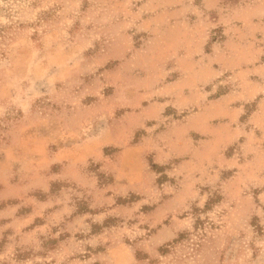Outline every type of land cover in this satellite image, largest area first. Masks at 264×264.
Masks as SVG:
<instances>
[{
    "label": "rangeland",
    "instance_id": "obj_1",
    "mask_svg": "<svg viewBox=\"0 0 264 264\" xmlns=\"http://www.w3.org/2000/svg\"><path fill=\"white\" fill-rule=\"evenodd\" d=\"M201 3L0 0L4 141L15 144L16 130L33 124L35 111L49 114L67 102L81 105L82 120H91L96 101L106 113L122 115L124 108L113 111L121 98L120 74L113 71L121 68L141 83L144 105L159 104L130 139L146 140L142 162L152 172L150 185L140 182L138 190L116 197L135 209L94 224L83 242L42 233L41 241L26 237L35 245L24 249L20 234L6 235L0 264H264V0H245L252 6L223 25L209 24ZM180 4L197 37L186 36L184 13L173 12ZM191 53L198 86L164 89L186 75ZM125 55L130 64L122 63ZM192 114L197 130L186 131ZM116 150L106 148V155ZM100 178L104 184L109 177ZM177 192L170 215H151ZM146 194L159 199L144 202ZM59 248L73 252L63 257Z\"/></svg>",
    "mask_w": 264,
    "mask_h": 264
},
{
    "label": "crops",
    "instance_id": "obj_2",
    "mask_svg": "<svg viewBox=\"0 0 264 264\" xmlns=\"http://www.w3.org/2000/svg\"><path fill=\"white\" fill-rule=\"evenodd\" d=\"M244 2L202 0L198 8L202 15L211 16L209 24L223 25L252 6ZM150 4L151 1H148L144 7ZM187 11V6L183 8V4L173 10L176 14L184 13L180 21L187 27L186 36L197 37L192 17ZM203 18L205 21L202 22L207 26L206 17ZM119 45L125 51L124 46ZM131 59L125 55L122 63L130 64ZM189 59L191 65L186 75L181 72L179 77L165 84L164 89L176 87L183 92L187 87L194 89L198 86L194 80L195 54L191 53ZM113 72L120 74L121 78L115 82V89L121 98L118 104H114L113 111L124 108L122 115L106 113L96 101L92 104L95 111L91 120H82L81 105L76 108L67 102L49 114L35 111L33 124L16 130L15 144L0 137L4 142V145L0 144V240L6 235L20 234L22 244L26 243L24 249H31L35 245L33 242L41 241L42 233L65 235L68 242L72 239L83 242L94 224H103L110 216L121 217L124 212L135 209L130 203H118L116 197L130 195L138 190L141 183L150 185L149 175L152 172L147 171L142 162L146 140L131 144L130 139L137 126L145 125L148 114L159 104H143L146 92H141V83L138 86L135 84L133 73L122 68ZM147 89L144 87V90ZM132 92L134 94L131 95ZM139 102L142 108L137 110ZM181 106L184 104L176 105L179 111ZM75 118L80 120L72 123ZM195 120L196 114L188 117L186 131L197 130ZM111 147L117 150L106 155L105 149ZM92 161L96 162L95 165L91 164ZM182 166L185 163L177 166V172H181ZM100 173L109 177L104 184L101 183ZM145 176L147 179L142 182ZM197 177L198 172L194 175V178ZM147 196L144 202L159 199ZM178 200L179 192L163 198L151 215L167 217ZM104 233L92 236L99 239ZM28 236L33 238L31 245L26 240ZM57 250L63 257L73 252L68 248Z\"/></svg>",
    "mask_w": 264,
    "mask_h": 264
}]
</instances>
